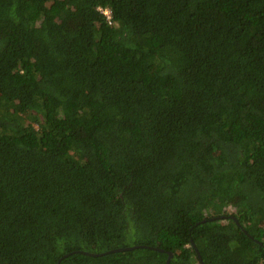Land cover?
Returning a JSON list of instances; mask_svg holds the SVG:
<instances>
[{"label":"trees","instance_id":"16d2710c","mask_svg":"<svg viewBox=\"0 0 264 264\" xmlns=\"http://www.w3.org/2000/svg\"><path fill=\"white\" fill-rule=\"evenodd\" d=\"M169 252L264 264V0H0V264Z\"/></svg>","mask_w":264,"mask_h":264},{"label":"water","instance_id":"95a60500","mask_svg":"<svg viewBox=\"0 0 264 264\" xmlns=\"http://www.w3.org/2000/svg\"><path fill=\"white\" fill-rule=\"evenodd\" d=\"M223 216H225V215H218V216L210 217L209 219L219 218V217H223ZM203 221H205V219H203ZM137 246H139V245H130V246H126V247H119V248H115V250L131 249V248L137 247ZM82 252H84V251H82ZM196 254H197L198 258H199V261L202 263V258L200 256L198 250H196ZM170 258H171V252H169V254H168V257H167V260H166V264H169ZM58 263H59V260L56 262V264H58Z\"/></svg>","mask_w":264,"mask_h":264},{"label":"built area","instance_id":"2783aa9c","mask_svg":"<svg viewBox=\"0 0 264 264\" xmlns=\"http://www.w3.org/2000/svg\"><path fill=\"white\" fill-rule=\"evenodd\" d=\"M97 9L105 16L107 21L110 23L111 22V9L108 6H98Z\"/></svg>","mask_w":264,"mask_h":264}]
</instances>
